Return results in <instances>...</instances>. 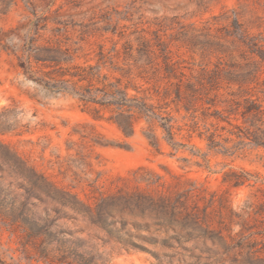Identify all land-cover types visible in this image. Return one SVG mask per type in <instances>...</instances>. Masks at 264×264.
Instances as JSON below:
<instances>
[{"label": "rangeland", "instance_id": "obj_1", "mask_svg": "<svg viewBox=\"0 0 264 264\" xmlns=\"http://www.w3.org/2000/svg\"><path fill=\"white\" fill-rule=\"evenodd\" d=\"M234 15L243 29L264 40V0H0V48L13 51L31 30L30 25L38 23L39 43L69 48L75 64L95 65L102 53L107 62L104 73L143 89H168L165 100L153 103L168 104L166 112L175 121L173 143L178 147L172 149L157 131L156 151L148 146L145 136L150 133L144 123L136 126L131 138H125L106 121L85 114L76 98L42 92L20 67L21 60L0 52V120L15 128L0 134V141L59 188L90 206L93 214L99 204L111 212L114 224L107 229L87 218H79L76 227L68 218L59 222L64 228L81 230L77 236L92 251L97 264H153L156 257L162 264H234V258L223 254V244L214 236L200 235L187 243L170 240L172 247L166 248L162 239L179 234L177 226L174 231L156 232L149 218L154 212L127 198L137 186L134 178L140 176L161 177L173 190L194 185L203 194L224 197L233 214L241 216L233 218L232 235L240 233L243 205L262 200L264 148L243 139L240 116L228 117L224 111L228 106L219 103L231 99L226 92L211 95L215 105L207 106L187 97L182 89L181 102L191 113L185 114L183 109L176 113L171 100L179 82H156L152 75L157 70L162 74V53L174 63L181 82L197 76L201 69L228 64L227 57L204 44L208 39L222 43L225 33L232 30ZM137 58L140 61L135 64ZM258 70L260 87L264 69ZM202 114L230 118L239 128L214 119L204 121ZM193 126L198 129L195 133L189 131ZM207 131L220 136L217 141L230 148L228 153L207 150L206 142L196 135ZM224 139L231 140L224 144ZM231 171L247 172L250 181L239 188L224 184L225 174ZM1 175L5 183L11 180L6 172ZM138 187L146 189L144 183ZM13 188L23 192L17 185ZM32 201L37 203L38 215L44 216L49 209L54 216L55 202ZM144 222H148L146 227ZM21 239V231H12L0 222V256L12 264H42L26 258Z\"/></svg>", "mask_w": 264, "mask_h": 264}, {"label": "trees", "instance_id": "obj_2", "mask_svg": "<svg viewBox=\"0 0 264 264\" xmlns=\"http://www.w3.org/2000/svg\"><path fill=\"white\" fill-rule=\"evenodd\" d=\"M235 17L236 15L230 20L232 30L225 33L222 43L208 39L204 44L208 49L227 57L228 64L215 65L211 70L201 69L197 76L181 82L174 63H171L166 53H162V74L157 70L152 75L156 82L163 81L167 84L172 79L179 82L174 85V100H171L176 113L181 109L185 114L191 113L189 106L181 102L182 89L187 97L207 106L215 105L211 95L225 91L231 99L219 103L228 106L224 110L228 117L240 116L243 139L256 147L264 148V99H261L264 98V81L258 87V69H264V40L243 29ZM30 26L31 30L14 46L13 51L0 48V52L21 60L20 67L30 74L34 84L42 92L48 95L66 94L76 98L85 114L95 121H106L125 138H131L136 126L144 123L150 133L145 136L150 148L158 151L156 132L160 131L164 134L167 145L177 150L178 146L173 143L175 121L171 113L166 112L168 104L164 103L162 107L153 103L160 99L165 100L168 89L164 88L162 92L157 88L143 89L142 86L123 82L121 78L104 73L103 67L107 62L102 53L95 65L75 64L74 54L69 48L39 43L38 23ZM139 61L140 58H137L134 63ZM253 84L256 85L252 87ZM202 117L204 121L214 119L239 128L231 123L230 118L208 114H202ZM234 119L238 121L237 118ZM14 130V126L0 120V134ZM197 130L193 126L189 131L195 133ZM206 133L198 132L196 135L199 140L206 142L208 151L218 150L222 155L228 153L230 148L217 141L220 136L209 131ZM227 133L242 140L234 132ZM230 140L222 141L228 144ZM192 148L197 149L195 146ZM197 151L200 153L199 149ZM198 155L202 159L206 157L203 154ZM0 172H6L11 178L5 183L4 177L0 176V222L12 231H21L20 245L27 259H34L42 264H97L92 251L87 250L83 239L77 236L81 230L64 228V224L59 222L68 218L76 227L79 218H87L92 224L107 229L114 224L110 220V211L99 204L93 214L90 206L59 188L1 141ZM250 178L251 175L247 172L231 171L225 174L222 182L232 188H239L248 183ZM133 182L137 186L127 193V198L138 206L144 205L145 210L154 212L149 218L155 224L156 232L174 231L177 226L179 234L162 239L166 248L172 247L170 240L187 243L200 235L208 238L214 236L223 244V254L234 258V264H264V194L262 200L246 202L243 205V220L239 222L240 233L232 235L233 218L240 219L241 216L233 214L224 197L216 193L203 194L194 185H189L182 191L173 190L170 185L161 182V177L146 179L145 176H140L135 177ZM141 183H144L146 189L138 187ZM13 185L22 188L23 192H17ZM33 198L40 202H55L57 207L52 208L54 216L49 209H46L44 216L38 215L37 203L32 201ZM65 209L72 213L69 214ZM147 223H143L145 227ZM121 225L125 226L124 223ZM0 264L12 263L0 256ZM153 264H162V260L156 257Z\"/></svg>", "mask_w": 264, "mask_h": 264}]
</instances>
